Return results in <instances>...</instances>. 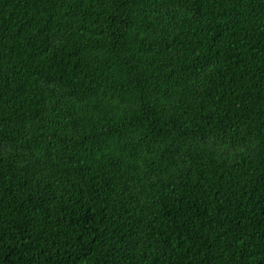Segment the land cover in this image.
I'll return each instance as SVG.
<instances>
[{
	"label": "trees",
	"instance_id": "trees-1",
	"mask_svg": "<svg viewBox=\"0 0 264 264\" xmlns=\"http://www.w3.org/2000/svg\"><path fill=\"white\" fill-rule=\"evenodd\" d=\"M0 264H264V0H0Z\"/></svg>",
	"mask_w": 264,
	"mask_h": 264
}]
</instances>
